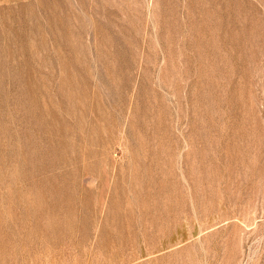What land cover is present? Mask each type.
<instances>
[{
	"label": "rangeland",
	"instance_id": "1",
	"mask_svg": "<svg viewBox=\"0 0 264 264\" xmlns=\"http://www.w3.org/2000/svg\"><path fill=\"white\" fill-rule=\"evenodd\" d=\"M0 264H264V0H0Z\"/></svg>",
	"mask_w": 264,
	"mask_h": 264
}]
</instances>
